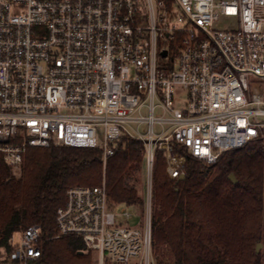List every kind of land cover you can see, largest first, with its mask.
Instances as JSON below:
<instances>
[{"label":"built area","instance_id":"2783aa9c","mask_svg":"<svg viewBox=\"0 0 264 264\" xmlns=\"http://www.w3.org/2000/svg\"><path fill=\"white\" fill-rule=\"evenodd\" d=\"M121 135L144 143L148 204L159 152L179 179L189 157L264 144V0H0L4 161L20 169L30 146L103 151L102 183L70 187L56 217L55 237H81L94 261L66 264H155L150 210L130 224L107 188ZM17 233L0 264H48L42 227Z\"/></svg>","mask_w":264,"mask_h":264},{"label":"trees","instance_id":"16d2710c","mask_svg":"<svg viewBox=\"0 0 264 264\" xmlns=\"http://www.w3.org/2000/svg\"><path fill=\"white\" fill-rule=\"evenodd\" d=\"M105 177L114 205L145 204L129 175L145 168L142 140L121 135ZM97 147L30 146L22 171L13 174L0 153V247L32 224L43 231L48 264L92 263L94 253L76 235L55 237L57 210L75 185L102 183ZM152 182L155 264H264V144L255 139L228 150L214 163L189 157L182 179L166 171L162 152ZM234 173L236 181L230 178ZM263 247L257 251V244Z\"/></svg>","mask_w":264,"mask_h":264},{"label":"rangeland","instance_id":"374dc122","mask_svg":"<svg viewBox=\"0 0 264 264\" xmlns=\"http://www.w3.org/2000/svg\"><path fill=\"white\" fill-rule=\"evenodd\" d=\"M228 18L221 17L219 24L223 25L226 23V20ZM229 24V22L227 23ZM22 171V166L20 169H15V171H12L13 174L19 176ZM128 182L132 185H135L138 189L139 194L142 196V198L145 200V204H136L133 206H127L125 204H121L117 209L120 210L122 207H127L132 212V218L129 220V223L132 225H139L140 223H144L148 216V212L150 210L151 216H152V208H153V201H151L150 204H148L147 201V192H148V179H147V173L146 169H139L134 171L133 174L129 175ZM112 204H114L112 202ZM15 237H19V234L16 232Z\"/></svg>","mask_w":264,"mask_h":264},{"label":"water","instance_id":"95a60500","mask_svg":"<svg viewBox=\"0 0 264 264\" xmlns=\"http://www.w3.org/2000/svg\"><path fill=\"white\" fill-rule=\"evenodd\" d=\"M166 53H167V51L165 50V51L163 52V54L166 55ZM184 176H185V174L181 175V176H180V179L184 178ZM230 178H231L233 181H236V180H237L236 177H235V174H234V173H231V174H230ZM262 247H263V244H262L261 242H259V243L257 244V248H256L257 251H259ZM221 264H222V263H221Z\"/></svg>","mask_w":264,"mask_h":264}]
</instances>
